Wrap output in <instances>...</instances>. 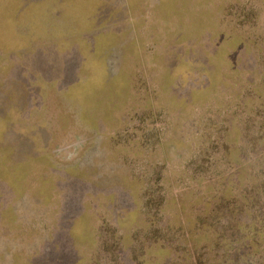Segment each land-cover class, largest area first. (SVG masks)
Here are the masks:
<instances>
[{
  "label": "rangeland",
  "instance_id": "374dc122",
  "mask_svg": "<svg viewBox=\"0 0 264 264\" xmlns=\"http://www.w3.org/2000/svg\"><path fill=\"white\" fill-rule=\"evenodd\" d=\"M47 1L0 42V264H215L264 234V0Z\"/></svg>",
  "mask_w": 264,
  "mask_h": 264
},
{
  "label": "crops",
  "instance_id": "0c3cea01",
  "mask_svg": "<svg viewBox=\"0 0 264 264\" xmlns=\"http://www.w3.org/2000/svg\"><path fill=\"white\" fill-rule=\"evenodd\" d=\"M54 1L57 2V0ZM58 1L60 2L62 0ZM69 1L72 2L73 0ZM64 2L65 0L60 2V4ZM47 3V0H0V42L6 43L17 41V46L20 47L25 40L23 39V36L19 37V34L16 33V26L19 24L18 22L24 20L25 17L29 18L32 14L30 11H33V14H36L39 10H42L44 6H47ZM38 15H41L40 11L38 12ZM34 53L38 59L45 56L43 54L41 55L40 51ZM22 63L23 62H17L15 66ZM9 65L10 63H8V66ZM27 70L29 72H34L32 69Z\"/></svg>",
  "mask_w": 264,
  "mask_h": 264
},
{
  "label": "trees",
  "instance_id": "16d2710c",
  "mask_svg": "<svg viewBox=\"0 0 264 264\" xmlns=\"http://www.w3.org/2000/svg\"><path fill=\"white\" fill-rule=\"evenodd\" d=\"M256 226L246 227L240 232V241L232 238V235H222L217 237L224 250V256L220 261L213 260L215 264H264V261L257 258V249L260 243L264 242V234H260ZM221 237V238H220ZM217 241V240H216ZM236 245V248L234 246ZM193 258V257H192Z\"/></svg>",
  "mask_w": 264,
  "mask_h": 264
}]
</instances>
